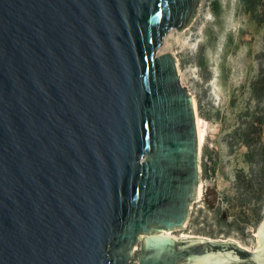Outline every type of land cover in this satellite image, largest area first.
Returning <instances> with one entry per match:
<instances>
[{"label":"water","instance_id":"obj_1","mask_svg":"<svg viewBox=\"0 0 264 264\" xmlns=\"http://www.w3.org/2000/svg\"><path fill=\"white\" fill-rule=\"evenodd\" d=\"M198 5L0 0V264H264V220L251 250L168 234L197 198L199 143L157 50Z\"/></svg>","mask_w":264,"mask_h":264},{"label":"rangeland","instance_id":"obj_2","mask_svg":"<svg viewBox=\"0 0 264 264\" xmlns=\"http://www.w3.org/2000/svg\"><path fill=\"white\" fill-rule=\"evenodd\" d=\"M264 0H199L192 21L171 29V52L196 103L201 198L187 224L171 230L253 248L264 220Z\"/></svg>","mask_w":264,"mask_h":264},{"label":"bare ground","instance_id":"obj_3","mask_svg":"<svg viewBox=\"0 0 264 264\" xmlns=\"http://www.w3.org/2000/svg\"><path fill=\"white\" fill-rule=\"evenodd\" d=\"M192 102H193V108L195 110V115H196V127H197V135H198V143L199 145L201 146V143L203 141V138H204V128H203V122L202 120L198 117L197 113H196V103H195V99L194 97L192 96ZM202 189H203V182L202 180H199L198 182V189H197V197L198 198H201V195H202ZM169 235L175 237L173 234H172V231H169L168 232ZM256 239H257V242L255 243V246L253 248H249L247 246H245L246 248L248 249H254V248H258L259 246V243H258V237H257V232H256Z\"/></svg>","mask_w":264,"mask_h":264},{"label":"trees","instance_id":"obj_4","mask_svg":"<svg viewBox=\"0 0 264 264\" xmlns=\"http://www.w3.org/2000/svg\"><path fill=\"white\" fill-rule=\"evenodd\" d=\"M242 1H249V0H242ZM261 11L264 13V6H263Z\"/></svg>","mask_w":264,"mask_h":264},{"label":"flooded vegetation","instance_id":"obj_5","mask_svg":"<svg viewBox=\"0 0 264 264\" xmlns=\"http://www.w3.org/2000/svg\"><path fill=\"white\" fill-rule=\"evenodd\" d=\"M186 224H187V221H186V223H185V226H186ZM185 226H184V227H185ZM135 253L137 254V252H135ZM135 253H134V254H135Z\"/></svg>","mask_w":264,"mask_h":264}]
</instances>
